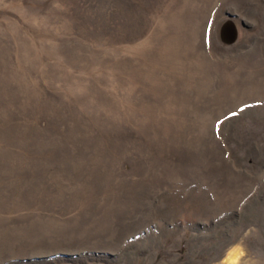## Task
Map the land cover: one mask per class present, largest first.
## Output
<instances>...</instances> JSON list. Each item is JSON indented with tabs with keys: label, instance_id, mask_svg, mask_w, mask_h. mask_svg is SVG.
I'll return each mask as SVG.
<instances>
[{
	"label": "rangeland",
	"instance_id": "374dc122",
	"mask_svg": "<svg viewBox=\"0 0 264 264\" xmlns=\"http://www.w3.org/2000/svg\"><path fill=\"white\" fill-rule=\"evenodd\" d=\"M0 264H264V0H0Z\"/></svg>",
	"mask_w": 264,
	"mask_h": 264
}]
</instances>
